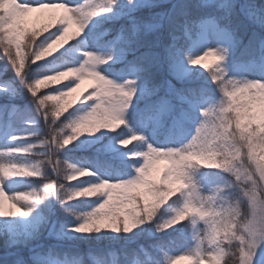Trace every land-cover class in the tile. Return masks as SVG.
<instances>
[{"label":"snow or ice","instance_id":"6c2138e0","mask_svg":"<svg viewBox=\"0 0 264 264\" xmlns=\"http://www.w3.org/2000/svg\"><path fill=\"white\" fill-rule=\"evenodd\" d=\"M143 9L149 10L147 16L140 14ZM32 13L42 14L35 17L39 28L29 27ZM108 21L118 23L106 29L103 25ZM41 33L47 34L37 39ZM82 39L89 47L78 64L30 76L37 62L66 47L79 44L83 48ZM0 43L16 79L48 126L47 136L33 144L0 149V218H28L36 205L51 197L80 220L63 230L58 221L45 219L24 238L5 236L10 248L31 244L28 259L14 252L9 264H82L80 255L66 246L68 241H79L74 234L101 230L127 234L144 224L153 225L156 233L177 231V225L198 231L192 234L191 247L178 254L168 253L171 241L154 238L147 246H130L129 242L119 256L115 250L107 257L94 254V264H177L181 260L264 264V252H260L264 200L259 188L241 197L252 204L253 222L241 229L244 235L226 240L229 233L221 220L223 186L205 195L192 177L195 168L223 170L231 177L228 187L236 189L235 196L241 184L256 179L264 183V79L237 78L229 72L230 64L264 62V0H0ZM208 57L216 61L211 69L202 65ZM203 69H209L207 75ZM85 79L95 82L91 90L65 104V98ZM61 80L67 83L37 96L41 87ZM210 85L219 91L218 99ZM12 86L13 81L0 82V92L7 93ZM49 100L55 101L51 108L46 107ZM88 101L92 103L85 111L59 121L62 113H70L68 108ZM18 111L14 104H0V115ZM193 114L199 115L194 134L178 146L148 142L131 124L135 121L143 128L175 125ZM121 128L128 134L116 143L125 148L136 145L127 153L133 174L73 186V181L96 173L61 161L56 153L81 134ZM35 135L26 133L24 138ZM233 135L243 148L238 154L233 148L231 156L222 158L217 147ZM38 147L44 152L37 153L34 162L13 159ZM161 161L167 162L163 168ZM242 161L249 167H242ZM45 166L56 179L49 181ZM84 169L87 175H76ZM29 178L33 184L27 191L8 190L9 181ZM99 196L104 198L88 212L78 213L70 206L73 200ZM44 230L56 242L33 244ZM179 231L183 236V229ZM158 254L164 259H158Z\"/></svg>","mask_w":264,"mask_h":264},{"label":"trees","instance_id":"16d2710c","mask_svg":"<svg viewBox=\"0 0 264 264\" xmlns=\"http://www.w3.org/2000/svg\"><path fill=\"white\" fill-rule=\"evenodd\" d=\"M157 9H153L155 11ZM141 15L147 16L149 14L148 9H143L140 12ZM118 22L108 21L103 25L106 29L114 28L115 25ZM83 40V39H82ZM83 48L81 46H75L72 48H65L64 51H61L60 53L53 56V59L44 61L42 63H38L37 65L32 66V70L30 73L31 75L35 74H42L44 72H47L50 70V66L53 63L56 62H62L64 60H68L71 62V65L78 64L80 60L83 58V55H78L75 51V48L78 50H83L84 48L89 47V42L87 40H83L82 42ZM4 45L0 43V82H8L13 81L14 86L10 87V90L8 91L9 98H1V100H5L7 103L14 104L16 108L19 110L17 112V117L13 119V117L10 119V115L5 113L4 120L5 123L1 125L0 127V134H7L9 126L15 124L16 132H12L10 137L13 136H19L21 138L15 139L16 140V146H27L29 144L35 143V141L40 138L47 136L48 134V126L45 123V121L42 119L41 116H39L35 111V106L33 105L31 99L29 98L28 93L23 88V86L19 83V81L16 79L15 73L11 70V66L9 65V62L7 60L6 55L3 53ZM26 48V54L28 52L27 47ZM13 53L15 52V48H12ZM80 58V59H77ZM259 61V60H257ZM248 63L239 64L242 66H246ZM235 65V64H234ZM115 70V69H113ZM208 70L205 71V75L208 74ZM210 87L213 88V90L216 93V99L219 98V91L215 89V85H210ZM48 88H43L39 92H37V96H40L42 94L47 95ZM55 104V101L49 100L46 104V107L51 108ZM68 111L70 113L67 114V112L62 113L61 117L59 118V121H62L64 116H71L72 111L71 108H68ZM135 121H131L132 127L135 128L136 131L142 132L143 127L136 123ZM121 131H124L125 135L128 134L127 129L121 128L118 131H115L112 133V136L115 133H120ZM189 129L185 131L187 134ZM26 133H36L35 136H30L27 138H24V134ZM167 132L162 131L161 132V138L166 137ZM110 139V137L108 138ZM105 148V147H104ZM43 148H36L34 149L30 154L23 155L26 157V163L34 162L37 158V153H43ZM121 153V152H119ZM119 153H114L111 155L105 153L104 151H97L93 147H87V146H79L76 147L73 145V143L69 144L66 148L59 150L56 155L61 159V161H80V160H86L90 163L93 172L96 174L105 171L106 174L109 176L110 180L112 179H118V178H127V176H130L133 174V170L131 168V165L129 163V158H122V156ZM46 173L49 175V181L56 179V175L54 173H51V168L45 166ZM198 173L200 175L204 176V181L206 182V186L211 189V191H215L218 187L224 188L222 195L227 198H232L237 194V191L234 187H228L231 181L230 175L220 169H206L201 168L198 169ZM96 176V175H95ZM27 181L32 186L33 181L29 178ZM100 197V196H99ZM99 197H92V198H81L77 200H73L70 202V206L74 209V211L78 213H85L90 210H92L95 207V200ZM174 198V197H173ZM42 206L44 208V211L47 215L52 217L53 220H56L59 222V224H62L64 228H68V225L70 224H77L80 222V220L71 215L70 213L66 212L64 210V207L61 206L54 198H49L46 200H43ZM187 223V222H185ZM183 229V236H181V233L179 230ZM149 228H146L144 231H148ZM190 230V229H189ZM188 229L185 228V226H180L177 231H172L169 236V234H160V236H154L150 238L146 233H144L141 237H138L134 241H128L127 239H121L118 240V238H125L126 233L120 232L112 234V230H101L99 233L93 232L91 234H82L79 236L82 241H78L73 243L72 241H68L66 246H71L72 250L77 252L80 255V258L82 259V264H94L95 256L94 254H104L107 257V253L111 250H115L117 252V255H120L121 250L125 245H129V242H131L130 246H136L137 244H144L147 246V244L154 238H160L165 241H171L168 244L167 251L168 253H174L181 251L182 249L189 248L191 241V237L188 233ZM192 230V228H191ZM191 232V231H190ZM89 238V239H88ZM33 242V241H32ZM40 243L45 244H52L55 243V239L48 237V236H41L39 241ZM90 242V243H89ZM0 246H4V243L0 242ZM29 245L20 244L17 245L12 249V251H7L5 253L3 250H0V264H9L12 254L14 252H18L19 254L23 255L26 259L30 257V251H29ZM123 259V257H121ZM158 259L163 260L164 256L163 254H158Z\"/></svg>","mask_w":264,"mask_h":264},{"label":"rangeland","instance_id":"374dc122","mask_svg":"<svg viewBox=\"0 0 264 264\" xmlns=\"http://www.w3.org/2000/svg\"><path fill=\"white\" fill-rule=\"evenodd\" d=\"M49 2H60V0H49ZM70 2H78V0H70ZM81 2H82V0H81ZM40 15H42V14L41 13L30 14V17H29V27L30 28H39L41 26V23L39 21L35 20V17L40 16ZM102 15H105V14H102ZM53 31H55V29ZM46 34L47 33H41V35L39 37H37V39H42L43 35H46ZM82 42H83V40H81V43ZM26 43H27V37L25 38V44ZM77 46H80V45L78 44ZM23 51L26 53V48H24ZM61 51H64V49H62ZM61 51H59V52H61ZM75 51L77 52L78 55H80V54L83 55L82 50H78L77 48H75ZM58 53H56V54H58ZM50 59H53V57H48V60H50ZM45 61H47V60H45ZM42 62H44V61L42 60V61H39L38 63H42ZM109 63H111V61ZM215 63H216V61L213 57H208L202 62V65L207 64L209 66V69H211L214 67ZM67 66H72L71 62H69L68 60H64L62 62H56L50 66L49 71H55L58 68L67 67ZM105 67H106V65H105ZM209 69H203V70L209 71ZM229 72H230V75H233L237 78L264 79V62L257 61V62L251 63L249 65H246V66H242V65L239 66V64H238V67H234L230 64L229 65ZM63 83H67V82L64 80H61L58 83H51V82L48 83V86H47L48 91L46 93L49 94L52 91V89L60 87V85ZM94 83L95 82L93 80H89V79L83 80L80 83V87L74 93H72L71 95H69L68 97L65 98L64 103L69 104V103H72L74 101H77L78 98L82 94L91 90V88L94 86ZM43 88H46V87H41L38 90V92ZM1 98H3V99L9 98L8 92L7 93L0 92V104L7 103L5 100H1ZM91 103H92L91 101H88L87 103H84V104H77L73 109H71L72 114L76 115V114H79L80 112L85 111L87 108H89L91 106ZM127 111H131V109H128ZM4 116H5V114L0 115V127L2 124L5 123ZM12 116L16 117L17 114L15 113V114L10 115V118ZM188 120H191L192 122H188ZM198 120H199V115H197V117H196L195 114H193L190 118L182 121L179 124L173 125L171 123H164L158 127L154 126V127H150V128H143L142 133L148 142L155 143V144H166V145L178 146L182 143L187 142V140H189L191 138V136L194 134L195 127L198 123ZM134 124L136 125V122H134ZM187 129H189L188 133L186 135H183V133H185V131H187ZM16 130L17 129H16L15 125L12 123V125L8 129L7 134H0V149H4V148H8V147H17L16 146V140L10 139L11 138L10 134L12 132H16ZM162 131L167 132L166 137H164V138H161V132ZM114 132L115 131H110L107 129H100L94 134L84 133V134H81V136L79 138H77V140H75L72 143L76 147H79V146L93 147L97 151H104L105 153H107L111 156L114 153L121 152L119 154L122 156V158L123 157L128 158L127 153L133 147H136V145H129L127 148L119 146L116 143V141L119 138H121V136H124L125 133H124V131H121L120 133H115L112 136V133H114ZM177 132L181 133V136L176 137L175 133H177ZM109 137H110V139H108ZM139 147H143V144L139 145ZM257 151L259 153L260 150L257 149ZM13 159H15L18 162H25L26 163V157H24L23 155L13 157ZM69 163L75 164L79 167H87V168H90L92 170L90 163L86 160L70 161ZM166 163H167L166 161H161L159 166L161 168H163ZM198 169H201V168H195L192 170L193 181L197 185L198 190L202 194L213 195L215 192L214 191L211 192L207 188L206 183L204 181V178L198 173L199 172ZM206 169H212V168H206ZM101 178L110 179L109 176L106 174V172L102 171V172L96 174V176L82 177L77 181H73L72 184H73V186L80 185V184H86L88 182L96 181V180L101 179ZM30 186L31 185L27 181V179L20 181V182H18V181H9L8 182V190L9 191H27ZM103 198H104L103 196L96 198L95 203H94L95 206L97 204H99ZM8 203L9 202L6 200V202H5L6 208L8 206ZM45 219L53 220L52 217H50L49 215H47L45 213L44 208L42 206V203H40L39 205H36L34 207L32 214L28 218H23V217L0 218V242L4 243V246H0V250L4 249L3 251L5 253H7L8 250L12 251V249H13V248L8 247L5 244V236H12V237L19 236L20 238H24L29 233H31L35 228H37V226L39 224H41L42 221H44ZM180 226H183V225H177L176 229H178ZM60 227L63 230H67L66 228L63 227L62 224H60ZM201 227H203L202 224H201ZM146 228H149V230L144 231ZM186 229H188V230L190 229L188 231V233H189V235L191 237V241H192L189 245V247H191L192 243L194 242L192 240V234L194 231H198V229H192L191 230L190 227L186 228ZM172 231H173V229H169L168 233H156L153 225L144 224L140 228L135 229L132 233H127L126 234L127 237L118 238V240L128 238V241H132L133 237H136V239H137L138 237H141L144 233H146V235H148L150 238H152L154 236H160V234H170ZM115 233L116 232L112 231L113 235ZM137 233H139V236H137ZM149 233H152V235H149ZM42 235L44 237L48 236L47 230L42 231L41 236ZM81 235L82 234L76 233V234H74V237H79ZM79 241H82L81 238L79 239ZM32 243L33 244L37 243V241H33ZM30 247L28 249H30ZM183 250H185V249H182L181 251H183ZM179 252L180 251L174 252V253L172 252L169 254H178ZM260 252H264V245L261 246ZM29 255H31V253ZM258 255H259V253H258ZM177 264H189V262L187 260H181V261H177Z\"/></svg>","mask_w":264,"mask_h":264},{"label":"clouds","instance_id":"9594fccd","mask_svg":"<svg viewBox=\"0 0 264 264\" xmlns=\"http://www.w3.org/2000/svg\"><path fill=\"white\" fill-rule=\"evenodd\" d=\"M62 35V34H61ZM57 40L60 38L57 37ZM55 41H53V45H55ZM51 54V53H50ZM59 76L60 74H55ZM55 77H53L54 79ZM68 91H71L69 89ZM235 149L237 154L242 150L243 144L242 142L233 135V137L228 140H221L220 145L217 147V151L221 154L222 158H226L227 156L232 155V149ZM242 167L247 168L249 165L246 161L241 162ZM88 170L84 169L82 172L76 173L79 175H87ZM241 192L232 198L225 197L223 202V211L224 214L221 217L223 226L227 229L229 235L225 237L226 240L237 239L240 236L244 235L241 232V229L253 222L254 210L251 202H245L241 199L242 196L251 195L255 189L259 188V193L261 199L264 200V183H260L259 179H256L254 183H249L247 185L241 184ZM229 264H236L235 261H229Z\"/></svg>","mask_w":264,"mask_h":264}]
</instances>
